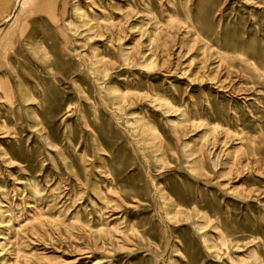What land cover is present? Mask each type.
Wrapping results in <instances>:
<instances>
[{
    "label": "rangeland",
    "instance_id": "rangeland-1",
    "mask_svg": "<svg viewBox=\"0 0 264 264\" xmlns=\"http://www.w3.org/2000/svg\"><path fill=\"white\" fill-rule=\"evenodd\" d=\"M42 1L0 24V264H264V0Z\"/></svg>",
    "mask_w": 264,
    "mask_h": 264
},
{
    "label": "bare ground",
    "instance_id": "bare-ground-1",
    "mask_svg": "<svg viewBox=\"0 0 264 264\" xmlns=\"http://www.w3.org/2000/svg\"><path fill=\"white\" fill-rule=\"evenodd\" d=\"M3 2H4V0H0V4L3 3ZM24 2H25L24 0H14V2L12 3L11 10L7 13V15L3 19L0 20V24L2 22H8V21L14 19L15 20V25H16V23L19 20V17L22 15V10L25 7V3ZM51 5H52V2H49L47 5H45L44 6L45 10L47 11L48 9H50L52 7ZM18 10H19V13L17 12V14H16V11H18ZM150 36L152 37L153 34L150 33ZM110 89L112 91H118V89L116 87H114V86H112ZM22 91H23V95L22 96H23L24 100L27 102V100L29 99L30 95H29V93H28L26 88L23 87ZM150 130L151 129H149V133L147 135L148 138L149 137H153V134H152V132H150Z\"/></svg>",
    "mask_w": 264,
    "mask_h": 264
},
{
    "label": "crops",
    "instance_id": "crops-1",
    "mask_svg": "<svg viewBox=\"0 0 264 264\" xmlns=\"http://www.w3.org/2000/svg\"><path fill=\"white\" fill-rule=\"evenodd\" d=\"M24 1H25V2H24L25 4H27V2H29V0H24ZM49 2H50V1H48V0H43V1H42V3H41V7H40V8H41V10H42L43 12L45 11L44 6L47 5Z\"/></svg>",
    "mask_w": 264,
    "mask_h": 264
}]
</instances>
